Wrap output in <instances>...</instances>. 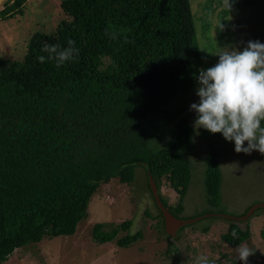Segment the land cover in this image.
<instances>
[{
    "label": "trees",
    "instance_id": "obj_1",
    "mask_svg": "<svg viewBox=\"0 0 264 264\" xmlns=\"http://www.w3.org/2000/svg\"><path fill=\"white\" fill-rule=\"evenodd\" d=\"M25 2L6 0L0 20L22 15ZM60 6L65 17L53 31L31 34L22 58L0 57V264L16 248L74 234L100 184L112 178L131 183L137 165L145 169L147 184L151 174L161 202L177 217L190 182L187 118L175 120L164 146L148 143L154 113L197 86L199 48L189 0H60ZM69 39L78 57L73 53L74 60L57 68L41 49L44 43L66 48ZM200 132L205 139L219 135ZM203 160L206 199L218 206L216 151ZM163 184L177 194L174 204L160 193ZM259 211L264 215L259 208L250 217ZM223 219V243L237 247L251 239L248 224ZM131 225V219L109 228L97 222L91 237L127 246L142 237L141 230L128 232ZM260 236L264 240V228Z\"/></svg>",
    "mask_w": 264,
    "mask_h": 264
},
{
    "label": "rangeland",
    "instance_id": "obj_2",
    "mask_svg": "<svg viewBox=\"0 0 264 264\" xmlns=\"http://www.w3.org/2000/svg\"><path fill=\"white\" fill-rule=\"evenodd\" d=\"M5 1L0 2V9ZM195 26V43L199 48L198 68L213 66L218 46L243 50L247 42L264 43V0H189ZM65 17L60 0H26L22 15L0 20V57L9 60L22 58L27 40L34 32H51ZM197 87V86H196ZM196 87L170 98L151 118L148 143L154 148L166 144L178 117L187 118L192 127V149L189 154L191 176L182 200L181 219H192L208 210L210 213L239 215L253 203L264 201V154L236 153L234 142L225 141L219 134L205 139L200 129L193 128L195 113L189 111L198 102ZM214 149L221 170L220 203L208 204L204 189V156ZM146 172L137 165L131 183L112 178L101 183L90 198L87 217L82 219L72 235L43 238L39 242L16 248L2 264H194L197 256L206 255L214 264H243L236 258L235 249L223 243L221 233L227 228L222 217H204L181 228L178 237L166 236L148 190ZM160 193L174 204L177 194L166 185ZM257 212L247 220L251 239L244 242L254 254L247 264H264V215ZM260 213V214H258ZM131 219L129 233L142 231V237L127 246L115 241L98 243L91 237L92 226L104 223L109 228ZM209 225L207 232L202 228ZM125 234L119 232L118 237Z\"/></svg>",
    "mask_w": 264,
    "mask_h": 264
},
{
    "label": "clouds",
    "instance_id": "obj_3",
    "mask_svg": "<svg viewBox=\"0 0 264 264\" xmlns=\"http://www.w3.org/2000/svg\"><path fill=\"white\" fill-rule=\"evenodd\" d=\"M230 7L229 0H226ZM105 29V35H108ZM115 39V37L113 38ZM75 41L69 39L68 47L44 43L41 51L48 52V60H55L56 67L78 57L79 49ZM58 49H62L58 52ZM55 53L53 56L51 54ZM73 53H76L75 58ZM217 62L208 68L199 69L194 75L198 102L190 105L195 113L193 128L204 129L211 134H221L225 141L234 142L236 153L264 154V43L248 41L240 50L235 47L218 46L214 53ZM44 63L45 57L38 56ZM246 144V146H245ZM232 237L238 238L235 229ZM236 258L247 264L254 254L252 248L241 243L235 249ZM194 264H214L206 255L197 256Z\"/></svg>",
    "mask_w": 264,
    "mask_h": 264
},
{
    "label": "water",
    "instance_id": "obj_4",
    "mask_svg": "<svg viewBox=\"0 0 264 264\" xmlns=\"http://www.w3.org/2000/svg\"><path fill=\"white\" fill-rule=\"evenodd\" d=\"M6 1V0H1ZM148 177V184L152 193V196L154 198L156 206L160 209L162 216H163V225H164V231L165 233L170 237H175L177 235V231L180 227L185 226L187 224H191L195 221H198L201 218L204 217H222L226 219H232L235 221H243L247 220L257 209L264 208V201L253 203L249 206V208L246 210V212L242 215H229V214H223V213H205L200 216H197L192 219H181L175 215H173L161 202L156 185L153 181V178L150 173H147Z\"/></svg>",
    "mask_w": 264,
    "mask_h": 264
},
{
    "label": "bare ground",
    "instance_id": "obj_5",
    "mask_svg": "<svg viewBox=\"0 0 264 264\" xmlns=\"http://www.w3.org/2000/svg\"><path fill=\"white\" fill-rule=\"evenodd\" d=\"M0 2H1V0H0Z\"/></svg>",
    "mask_w": 264,
    "mask_h": 264
}]
</instances>
